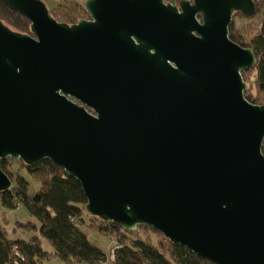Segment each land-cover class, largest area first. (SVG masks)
Returning <instances> with one entry per match:
<instances>
[{
	"label": "water",
	"instance_id": "obj_1",
	"mask_svg": "<svg viewBox=\"0 0 264 264\" xmlns=\"http://www.w3.org/2000/svg\"><path fill=\"white\" fill-rule=\"evenodd\" d=\"M0 191L9 157L50 160L86 210L144 225L216 264H264V104L245 95L257 56L230 37L255 0H86L58 21L43 0H2Z\"/></svg>",
	"mask_w": 264,
	"mask_h": 264
},
{
	"label": "trees",
	"instance_id": "obj_2",
	"mask_svg": "<svg viewBox=\"0 0 264 264\" xmlns=\"http://www.w3.org/2000/svg\"><path fill=\"white\" fill-rule=\"evenodd\" d=\"M255 2L256 15H262L259 29L249 34L240 31L235 23L236 16L241 15L242 19L251 21L255 17L248 18L244 13L237 12L230 26V37L244 47L253 48L257 63L243 75L245 78V74L254 69L255 85L259 91H264V0ZM50 11L55 19L68 24L90 18L83 3L77 0H58ZM0 19L16 32L32 34L31 21L2 0ZM251 85L248 83L245 95L249 101L258 104ZM2 168L13 180V187L0 191V207L16 210L19 206H26L38 223L17 220L8 230L0 221V264H46L51 258L65 264H216L158 231L169 242V251L162 242L133 237L122 225L90 215L86 210L88 199L81 183L50 160L28 164L23 159L9 157L2 160ZM29 176L38 184H33ZM85 226L116 237L117 242L109 256L91 242ZM140 227L150 229L144 225Z\"/></svg>",
	"mask_w": 264,
	"mask_h": 264
},
{
	"label": "rangeland",
	"instance_id": "obj_3",
	"mask_svg": "<svg viewBox=\"0 0 264 264\" xmlns=\"http://www.w3.org/2000/svg\"><path fill=\"white\" fill-rule=\"evenodd\" d=\"M43 1L46 3V5L50 10L58 2V0H43ZM77 1L83 3L84 5V2L86 0H77ZM261 16L262 15L258 14L255 16L254 20L251 21V20H244L242 19L241 15H238L235 17L236 18L235 23L237 26H239L240 31H244L247 34H249L259 29V25L261 23V18H262ZM255 77H256V71L254 69L248 71L245 74V80L247 81V83H252L251 92L254 95L255 99L257 100L258 104H264V91L258 90L257 86L255 85ZM28 178L33 184L35 185L38 184V182H36V180H33L32 177L29 176ZM17 220L22 222L33 221L35 223H38L37 219L30 214L26 206H19L16 210L6 209L2 206L0 207V221L2 222L3 226H5L8 230H11L13 228ZM84 229L88 233L91 242L102 248L109 256L111 248L117 242L116 237L113 234L106 235L104 233H101L96 228H90L88 226H85ZM129 233L133 237L141 236L147 238L150 241L152 240V242L154 243L162 242L163 244L166 245L167 251H169L170 249L169 242L165 238H162L161 235H159V233L156 232V230L153 228L145 229L144 227H140V228L137 227L135 230L129 231ZM46 245L48 248H50V246L47 243ZM46 264H65V263H63L62 261L56 258H51L49 261L46 262ZM75 264H80V263H75ZM81 264H85V263H81Z\"/></svg>",
	"mask_w": 264,
	"mask_h": 264
},
{
	"label": "flooded vegetation",
	"instance_id": "obj_4",
	"mask_svg": "<svg viewBox=\"0 0 264 264\" xmlns=\"http://www.w3.org/2000/svg\"><path fill=\"white\" fill-rule=\"evenodd\" d=\"M176 2H177V0L175 2H173V3H176Z\"/></svg>",
	"mask_w": 264,
	"mask_h": 264
}]
</instances>
